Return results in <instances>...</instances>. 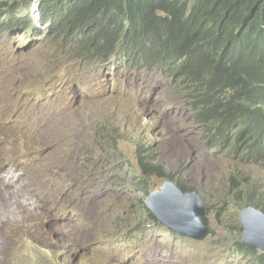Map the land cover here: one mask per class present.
Wrapping results in <instances>:
<instances>
[{"label":"rangeland","instance_id":"rangeland-1","mask_svg":"<svg viewBox=\"0 0 264 264\" xmlns=\"http://www.w3.org/2000/svg\"><path fill=\"white\" fill-rule=\"evenodd\" d=\"M16 1L20 15H35L37 0ZM27 34L23 46L15 30L0 32V264H257L235 244L242 199L251 193L264 204V166L206 146L164 78L92 67ZM71 71L73 80L52 88ZM18 99L25 107L13 112ZM137 135L166 172L202 186L214 230L205 239L172 233L143 208L141 185L149 194L165 179L137 181ZM240 173L247 178L237 188L228 176Z\"/></svg>","mask_w":264,"mask_h":264},{"label":"trees","instance_id":"trees-1","mask_svg":"<svg viewBox=\"0 0 264 264\" xmlns=\"http://www.w3.org/2000/svg\"><path fill=\"white\" fill-rule=\"evenodd\" d=\"M14 2L0 1V32L20 29L25 36L29 31L38 35L33 19L16 14L19 1ZM188 2L39 0V21L47 26L46 36L51 37L47 42L56 54L69 51L76 33L89 28L113 31L123 57H135L128 64L146 68L159 64L165 66L164 72L174 69L184 79L199 83V97L212 116L205 145L223 151L229 144L225 149L234 159L255 162L264 152V106L260 105L264 101V0H193L189 9ZM143 57L147 64L142 63ZM140 150L144 152L141 146ZM141 160L144 172L163 175L151 154ZM230 183L236 185L233 175ZM141 188L148 192L145 185ZM243 201L242 206L264 210L251 193ZM235 246L237 253L264 264L263 251L240 240Z\"/></svg>","mask_w":264,"mask_h":264},{"label":"clouds","instance_id":"clouds-1","mask_svg":"<svg viewBox=\"0 0 264 264\" xmlns=\"http://www.w3.org/2000/svg\"><path fill=\"white\" fill-rule=\"evenodd\" d=\"M38 2H39V0L36 1L35 6L33 7L34 10H35V11H33V12H35V15H33V14L32 15H25V14L24 15H20L21 8L19 6H18V10H17L16 14H18L19 16H28L31 19H33V23L37 26V27H35V29H36V31H37V33L39 35L38 36L36 34V36L39 39L45 40L46 43H47V41L51 37L49 35L46 36L47 26L44 25V24H40ZM192 2H193V0H189L188 9L190 8ZM26 8L28 10H32L29 7V5H27ZM14 30H15V32L17 34H21V36L26 38L24 40V45L23 46L28 45L29 43H31V41H30V39L28 37V34H27V36H25V34L20 29H18V30L14 29ZM7 31H10V30H7ZM74 35H76L75 36V40L76 41L69 46V51H67L64 54L62 53V55L73 56L72 54H75L80 60H84V61H87L88 63H90L92 65V67H96L98 65L110 64L111 65V69H110L111 72H113L114 68L116 66H118L119 68H124V69L145 70V71L148 72L149 75H151L152 77H154L156 79H158V77L164 78L167 81V87H163V88L170 95H172L174 97V100H176L178 103H180L184 107L188 108L189 111L191 112V117H192L193 123H195L198 126L199 138L201 140H203V138L205 136H207L210 124L212 123V116L207 111L206 107L205 108L203 107L202 99H200V97H199V94H200V91H201L199 83L191 81L189 79H184L183 77L179 76V74L176 73V70H174V69H172L173 71H170V72H167V71L164 72V67L165 66L161 67V66H159V64H157L155 66H150L149 68L139 67L137 65L128 64L135 57H132V59H128V60H126L123 57V55L121 53V50H120V47H119L120 43H119V41H117L116 34L113 31L109 32V33H103V32L96 31V30H94L92 28H89V29H86L82 34H77L76 33ZM81 36L84 38V40H81ZM79 37H80V40L82 41L81 43H79L80 40L77 41L79 39ZM82 51H83V53H82ZM141 60H142L143 64H147L144 61V57L141 58ZM19 74H20V71H17V72H15L13 74V76L11 78L12 79H17L18 78L17 75H19ZM63 74L64 73H60L58 75L56 82L51 84L52 88L62 87L66 83L70 82L69 81L70 79L73 80L75 78L74 73L71 71L70 74L68 75L67 79L65 80V82L62 83L61 80L63 78ZM14 86H15V88H18L17 84H14ZM17 94H16V96H17ZM260 105L264 106V101L261 102ZM24 107L25 106L18 99L16 101L15 105L11 108V111L14 112L16 110H21ZM36 133H37V130L34 127V125L32 124V130L30 131V134H31L32 137H34L36 135ZM109 136L111 138H114V141H117L118 139L122 138L119 133L112 134V135L110 134ZM139 137H140L139 135L136 136L137 141H136V145H135V158H136V160L138 162L139 169H141V174H140V178L137 181L141 182L144 178H146V177H148L150 175L157 176L156 174L151 173V172H144V168H143V165L141 163V161H142L141 159H143L144 155L151 154L152 157L155 159L154 165H158V166L160 165L162 167V170H163V175L162 176H157V177L165 179V180L159 186V189L153 190L149 194L147 192L146 193L147 197L151 193H153L154 191H160V187L164 184V182L171 183L172 184V188H174V190L172 191V193L170 195V198L167 200V202L164 203V209H162L161 211L166 212L168 215H172L173 216V213H174V211L176 209V206H177V207L180 208L179 209V211H180L179 222L183 223V225L192 226V224H193L192 223V219L194 218V214L190 210V207L192 205V201L197 200L198 203L200 201L201 202L200 204L202 206H204L205 209L207 210V205L204 204L205 202H204V200H203V198H202V196H201V194L199 192V189H203L202 186H200V185L197 186V184H189V183H187L186 181H184L183 178H181L179 176L178 171H176V175H173L171 173V171L170 172H166V169L163 167L162 164H160V160L150 150L151 145H145L143 142H141L139 140ZM47 141L48 140H45V143ZM140 146L142 148H144V152H142L141 150L139 151ZM228 146H229V144L225 148H227ZM225 148L223 150V153H226L227 155H230L233 158V156L231 154H229L227 149H225ZM234 160H236V159H234ZM236 161L238 162V160H236ZM249 164L264 166V152H262L261 154L258 155V157L256 158L255 162H250ZM170 175H172L173 178H170L169 177ZM231 175H233V174H229L228 178ZM233 176H234V179H236V182H239V185L236 186L237 188H239L241 185H243L241 180H244V179L247 178L246 177L247 175L242 174V173L236 174V175H233ZM176 179H178L182 184H184L186 189H183L182 187L178 186V184L176 182ZM142 185H145V184H142ZM141 191L144 192V190L142 188H141ZM147 191H148V188H147ZM176 192H179L181 194L183 200H180L179 198H177V195L175 194ZM254 196H256L257 199H258L257 195H254ZM147 197H146V200H145L144 208L146 207V209H147L146 212H148V215L150 214L153 217L152 219H154V222L156 221V222L159 223V221L154 217V215H152L150 213V211L148 210V208L146 206ZM241 206H242V204H241ZM246 207H254V208H256V209H258V210H260V211H262L264 213V210H262L260 207L254 206V205H244V206L241 207L240 211L243 208H246ZM182 209H185L187 211V214H184L183 212H181ZM240 211H239V213H240ZM239 213H238V215H239ZM238 223H239V219H238ZM159 224H161V223H159ZM205 224L207 226H209L207 224L206 219H205ZM161 225L164 226L167 230L171 231L172 233H175V234L179 235L177 232H175V231H173L171 229H168L165 225H163V224H161ZM213 232H214V230H213ZM180 236H182V235H180ZM182 237L199 240V239L193 238L191 236H182ZM251 249H257V250H260V252L261 251L264 252V250H262L260 248H251Z\"/></svg>","mask_w":264,"mask_h":264},{"label":"water","instance_id":"water-1","mask_svg":"<svg viewBox=\"0 0 264 264\" xmlns=\"http://www.w3.org/2000/svg\"><path fill=\"white\" fill-rule=\"evenodd\" d=\"M173 190L174 188H172L171 183L164 182L160 187V191H154L147 197L146 206L159 223L177 232L179 235L191 236L199 240L204 239L208 234L212 233L213 229L205 224L206 209L200 204L201 202L199 200V203L197 200L192 201L190 207V210L194 214L192 226L183 225V223L179 222L180 208L177 206L173 216L161 211L162 208L159 207V199L166 198L168 200ZM153 198L154 201H152ZM238 219L239 225L243 229L242 243L249 248H260L264 250V213L254 207H246L240 211Z\"/></svg>","mask_w":264,"mask_h":264},{"label":"bare ground","instance_id":"bare-ground-1","mask_svg":"<svg viewBox=\"0 0 264 264\" xmlns=\"http://www.w3.org/2000/svg\"><path fill=\"white\" fill-rule=\"evenodd\" d=\"M175 194L177 195V198H179L180 200H183L182 196L179 192H176ZM152 201H154V198L152 199ZM166 202H167L166 198H160L159 199V207L164 209V203H166ZM181 212H183L184 214H187V211L185 209H182Z\"/></svg>","mask_w":264,"mask_h":264}]
</instances>
